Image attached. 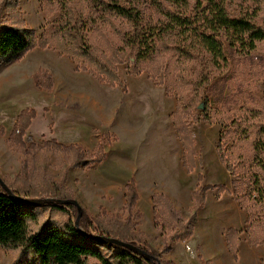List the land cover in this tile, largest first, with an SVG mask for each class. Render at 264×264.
<instances>
[{"label":"rangeland","instance_id":"obj_1","mask_svg":"<svg viewBox=\"0 0 264 264\" xmlns=\"http://www.w3.org/2000/svg\"><path fill=\"white\" fill-rule=\"evenodd\" d=\"M67 1L73 16L87 14L83 0ZM225 9L231 18L254 12L255 25L264 31V0H226ZM145 16L148 18L149 13ZM59 21V7L50 0H0V26L15 24L33 32L36 40L45 37L48 41L45 49L35 47L19 61L0 64V128L4 131L0 136V178L11 181L20 174L24 157L9 147L7 138L21 111L39 113L37 119L35 116L34 122L31 121V130L26 131L24 139L28 136L38 143L53 140L49 133L37 131L38 124L43 125V116L46 118L48 113L46 109L44 112L41 107L37 108L40 101L32 95L36 88L31 81L35 73L49 72L52 89H36L38 94L67 96L71 91L75 98L71 104L59 103L57 109L52 110V120L58 124L59 120L70 119L76 124V134L67 138L86 150H92L102 139L107 157L98 165L67 170L69 160L62 154L49 150L37 152L29 166L36 179L45 177L59 183L65 176L63 185L82 209L93 217L105 211L108 216L123 219V198H113L111 193H116L117 189L120 195L125 184L134 178L136 189L143 197L138 209L141 221L137 223L142 231L137 230V226L136 231L155 251L160 252L164 236L169 235L176 224L172 220L173 211L177 221L192 218L193 225L192 236L186 243L179 242L184 244L173 247L170 257L174 264H198L193 260L195 255L199 262L207 264L201 260L196 242L208 246L212 261L214 258L230 264V260L239 259L245 264L252 253L244 242L251 247L264 246V198L248 191L252 174L257 172L256 167H250L254 156L252 143L259 137L260 130H264V41L257 42L251 52L239 53L223 37L218 38L225 57L224 66L219 67L201 49L193 50L190 58L179 57L168 41L153 60L144 63L140 75L133 76L130 52L122 57L121 63L106 65L113 48L120 43L121 34L128 29L125 22L111 18L101 29L88 35L89 43L101 52V55L95 54L96 61L110 68L123 84L110 87L91 74L97 70L85 64L78 48L54 37ZM28 66L37 69L28 79L32 84L20 75L21 69ZM75 67L79 71L75 72ZM201 74H206L209 81L183 120L185 130L182 131L175 126L173 114L178 103L190 98L193 84ZM204 99L208 103L206 112L197 108ZM98 108H102L106 123L97 116ZM59 139L63 140L64 136ZM189 150H193L190 159L194 168L186 172L182 164ZM219 153L227 159L230 171L220 161ZM198 175L202 177L199 182ZM259 175L264 190V173L260 171ZM198 187L208 190L202 209L192 216L190 196ZM220 187L225 191L218 193ZM150 189L156 192L153 195L162 197L167 191L187 193L188 200L184 203L188 207L183 206L179 213L170 205L169 209H158L155 229L144 199ZM107 202L114 203L113 213L103 207ZM36 210L38 222L28 224L30 232L37 231L48 220L59 225L67 219L47 209ZM151 227L156 231L154 239L148 232ZM229 230L238 233L235 254L227 246ZM246 230L252 232L258 245L249 243ZM241 241L243 246L238 252ZM223 242L228 255L223 248L219 250ZM247 255L250 257H245ZM0 264H38V261L31 254L0 247ZM90 264L95 262L90 261Z\"/></svg>","mask_w":264,"mask_h":264},{"label":"trees","instance_id":"obj_2","mask_svg":"<svg viewBox=\"0 0 264 264\" xmlns=\"http://www.w3.org/2000/svg\"><path fill=\"white\" fill-rule=\"evenodd\" d=\"M50 1L57 3L60 13L59 27L54 37L78 48L85 64L97 70L91 74L98 82L110 87H120L123 84L110 68L96 61L95 54L101 55V52L89 43L88 35L101 29L100 27L111 18L125 22L128 29L121 34L120 43L113 48L106 65L121 63L122 57L130 52L133 55V68L130 74L133 76L140 75L144 63L153 60L168 41L174 46L173 51L179 57L190 58L193 50L201 49L218 67L225 64L223 45L218 38L223 37L228 45L239 53L251 52L257 42L264 41V31L254 23L255 13H245L231 18L225 9L226 0H106V2L83 0L88 12L85 16L82 14L77 17L73 16L68 8L67 0ZM146 13H149L148 18L145 16ZM35 47L45 49L48 47V41L45 37L36 40L33 32L15 24L0 26V64L19 61ZM74 71H79V68L75 67ZM32 80L38 90L52 89L51 78L45 71L35 73ZM208 81V76L201 74L193 84L190 98L186 102L178 103L173 116L175 126L182 131L185 130L182 126L183 120ZM207 107V99H204L203 104L197 108L206 112ZM35 116L33 110H23L19 113L7 142L9 147L16 149L24 157L21 161L20 174L11 181L4 179L2 181L12 194L19 198L72 200L73 197L63 185L65 176L59 183L45 177L36 179L30 171L31 161L37 152L49 150L68 158L67 170L98 165L107 157L104 150L105 142L100 139L94 149L88 151L78 144L64 145L55 140L38 143L28 136L24 139ZM208 119L206 116V121ZM260 131L259 137L252 143L254 156L250 167H256L257 172L252 174L251 187L248 191L264 198L262 178L259 175L260 171L264 173V130ZM3 133V129L0 128V136ZM192 151L189 150L186 154L188 156L184 155L182 166L186 172H191L194 168V163L190 159ZM219 159L230 171L227 159L221 153ZM197 180L198 182L202 180L201 175L197 176ZM124 188L123 219L108 216L105 211H102L100 216L93 217L87 210L82 209L79 227L86 234L140 246L160 264H174L164 260L163 256L170 253L173 243L185 242L192 236V218L186 222H179L172 211V220L176 224L173 225L170 234L164 236L162 248L157 252L145 241L143 235L136 231L141 213L136 209L139 196L134 178H131ZM206 190L207 187H198L191 193L189 213L192 216L202 209ZM218 191L221 193L225 189L220 187ZM151 201L153 224L157 229V210L163 211L167 207L169 209L171 204L160 195H153ZM38 208L63 214L67 219L59 225L48 220L39 226L37 231L30 232L28 224H37ZM75 217L76 209L72 205L30 208L9 197L0 187V247L18 251L20 254H31L38 264H90V261L95 264H151L122 248L85 240L74 228ZM249 230H246L249 243L258 245V241ZM237 234L235 230H229L226 235L227 246L232 254L236 253Z\"/></svg>","mask_w":264,"mask_h":264},{"label":"crops","instance_id":"obj_3","mask_svg":"<svg viewBox=\"0 0 264 264\" xmlns=\"http://www.w3.org/2000/svg\"><path fill=\"white\" fill-rule=\"evenodd\" d=\"M58 57V56H57ZM16 65V64H14ZM32 67H24L21 69V79H23L24 81H28L31 83V81H29L28 79H30V77L32 76L33 73H35V71H37V69H34ZM49 71V70H48ZM49 73V72H48ZM19 83H17L18 85ZM32 84V83H31ZM34 86V85H33ZM32 95L40 102H38V106L37 108H40L45 112L44 109L47 110L48 116L45 118V116H43L44 119V123L43 125L40 127L38 124L37 127V131L39 134H41V132H47V134L49 133L51 136V139L55 140L58 143L64 144V145H69V144H74L73 142L68 140V136L76 134V131L78 129L77 125L74 124L72 121H70V119L68 121L66 120H59L58 124L53 121V117H52V110L57 109V106L59 103H63V104H71L74 101V95L71 93V91L68 92L67 96H63V95H55V93H53L52 95H46V92H41L40 94H38V92L36 91V89L33 88L32 90ZM89 109H91V107H88ZM95 108L94 106H92V109ZM34 109V108H33ZM38 111V109L36 110V112ZM43 112V113H44ZM97 116L100 117V120L104 121L106 123V117L102 111V108H98L97 109ZM38 113V112H37ZM36 113V119L39 116V113ZM45 115V113H44ZM102 121H99V123H102ZM34 122V120L32 121V123ZM31 130V126L28 128L27 131ZM84 131H87L86 128H84ZM64 139L61 140L59 139V137ZM100 140V139H99ZM98 140V142H99ZM97 142V143H98ZM96 145V144H95ZM95 147V146H94ZM93 147V149H94ZM92 149V150H93ZM86 150V149H85ZM88 151H91V149H89ZM115 190V189H114ZM138 191V202L136 205V209H140V202L143 199L141 193L139 192V189L137 188ZM111 193V192H110ZM162 193V192H161ZM160 193V194H161ZM153 194H156L155 191H153L152 189H150V191L148 193H146V201H147V208H149L150 211V218H151V223L153 222V215H152V209H153V204L151 201V197ZM158 194V193H157ZM162 194H164V197L166 198V200L171 204L173 210L176 213L181 212L182 208L184 207H188V205L186 204V202L184 203V200H188V196L187 193H181V194H177L171 191H167V192H163ZM111 195L113 196V198L116 199H122L123 198V205H124V195H125V189L122 190V193L119 195V191L116 189V193H111ZM183 203V204H181ZM112 204H109L107 202V204L103 203V207L105 208L106 212H110L113 213L115 210V206ZM184 206V207H183ZM141 213V212H140ZM141 221V219H140ZM140 229V231H142L141 228H139V226H137V230ZM149 233H152L153 238L156 235V231L154 229H152V227L148 230ZM146 234V233H145ZM186 243V242H185ZM176 244H184V243H173L171 246V251L170 253H168L167 255H165L163 258L166 259L168 262H172L171 261V257L170 254L173 250V247H175ZM245 247H247L248 251L251 252L252 256L250 259L245 260V264L249 263V264H261L262 260H264V246H258V247H251L248 242H244ZM196 246H198V252L199 255L201 257V260L204 261V263L207 264H212L214 262V264H223L221 261L219 260H211L212 258V253L210 252V250L208 249L207 245H204V243H199L196 242ZM243 246L242 241L238 242V252L241 249V247ZM227 253L228 255V250L226 247V243L223 242L222 245H219V250H222ZM239 254V253H238ZM205 255V256H204ZM240 256V255H239ZM195 258H193V260L198 263V264H202L201 262L198 261L196 255L194 256ZM245 257H250L249 255L245 256ZM241 258V257H240ZM232 264H241V261H239V259L237 261H233L230 260ZM173 263V262H172ZM230 263V264H231Z\"/></svg>","mask_w":264,"mask_h":264},{"label":"water","instance_id":"obj_4","mask_svg":"<svg viewBox=\"0 0 264 264\" xmlns=\"http://www.w3.org/2000/svg\"><path fill=\"white\" fill-rule=\"evenodd\" d=\"M0 187L3 189V191L9 196L14 199H16L19 203L26 205L27 207L30 208H36V207H42V206H58V207H64L67 205H72L76 209V218L74 221V228L76 231L85 239L88 241H93L97 242L99 244L105 245L109 244L112 246H115L117 248H122L124 250H127L139 257H142L145 261L151 263V264H160V262L148 254L144 249L134 246L133 244H128V243H123L119 240L116 239H111L107 237H100V236H95L93 234H86L81 230L79 227V221L82 215V208L78 205V203L72 199V200H56V199H23L16 197L12 194V192L7 188V186L4 184L2 179L0 178Z\"/></svg>","mask_w":264,"mask_h":264}]
</instances>
